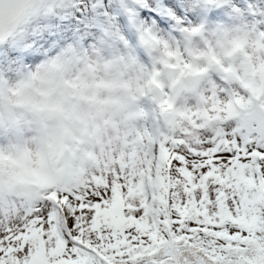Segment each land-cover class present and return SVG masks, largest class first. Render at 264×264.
I'll list each match as a JSON object with an SVG mask.
<instances>
[{"label": "clouds", "instance_id": "obj_1", "mask_svg": "<svg viewBox=\"0 0 264 264\" xmlns=\"http://www.w3.org/2000/svg\"><path fill=\"white\" fill-rule=\"evenodd\" d=\"M65 0H0V47L23 44L47 29ZM195 46L203 55L193 59L185 46L153 38V62L171 50L172 63L162 83L178 106L202 108L209 82L229 89L232 106L220 115L257 136L264 135V49L254 43L264 35V21L235 17L231 22L201 29ZM36 51H39L38 49ZM144 66L126 51L106 52L102 44L78 41L55 44L35 62L9 70L0 64V199L35 196L51 187L72 186L87 177L107 154L104 148L114 126L127 128L141 104L137 76ZM225 69H232L226 72ZM254 72V74H253ZM255 92L243 90L240 80ZM243 96L236 103L235 96ZM165 264H202L199 249L174 242L165 248ZM230 264H264V233L259 227Z\"/></svg>", "mask_w": 264, "mask_h": 264}, {"label": "snow or ice", "instance_id": "obj_2", "mask_svg": "<svg viewBox=\"0 0 264 264\" xmlns=\"http://www.w3.org/2000/svg\"><path fill=\"white\" fill-rule=\"evenodd\" d=\"M169 6L175 0L149 5ZM163 132L133 137L72 186L0 199V264H32L41 246L48 264H165L174 242L199 249L202 264H230L257 232L251 215L264 233V204L250 211L256 189L244 182L264 181V135L221 115Z\"/></svg>", "mask_w": 264, "mask_h": 264}, {"label": "rangeland", "instance_id": "obj_3", "mask_svg": "<svg viewBox=\"0 0 264 264\" xmlns=\"http://www.w3.org/2000/svg\"><path fill=\"white\" fill-rule=\"evenodd\" d=\"M129 1L132 5L128 4ZM65 2L66 7L61 13L46 21L47 29L26 41L32 51L23 44L0 47V64L12 70L17 65L35 62L40 58V53L50 46L72 41H78L85 47L102 44L106 52L126 51L147 64L137 76L135 89L137 97L147 103L140 105L132 125L127 128L114 126L104 148L107 153L131 142L133 137L140 139L152 138L157 133L162 135L164 128L172 122L179 124L193 117L200 119L201 116L215 118L228 112L232 106L231 101L224 99L230 90L221 91L213 82H209L202 95V108L191 105L179 107L178 101L164 88L161 79L166 70L179 66L171 62L175 53L167 50L158 61L153 62V38L173 45L182 44L189 57L199 59L203 53L195 43L203 47V41L193 28L208 29L220 22H231L241 15L246 20L264 21V0H175L176 7L169 6V10L163 13L149 7L155 0ZM261 32L264 33V29ZM254 47L264 49V35L257 38ZM240 86L243 90L255 92L251 82L241 79ZM234 99L240 103L243 96L238 95ZM244 182L249 189H256L249 203L253 206L250 211L259 213L260 209L255 205L264 204V181L258 185L244 178ZM250 219L253 227L259 225V215L253 214ZM32 264H48V253L42 246L33 256Z\"/></svg>", "mask_w": 264, "mask_h": 264}, {"label": "trees", "instance_id": "obj_4", "mask_svg": "<svg viewBox=\"0 0 264 264\" xmlns=\"http://www.w3.org/2000/svg\"><path fill=\"white\" fill-rule=\"evenodd\" d=\"M254 194V193H253ZM248 223L250 224V226H252L253 227V222L251 221V219L249 218V220H248ZM259 227V225H256L255 224V227H253V228H255V229H257ZM253 237H254V233H253ZM253 237H252V239H253Z\"/></svg>", "mask_w": 264, "mask_h": 264}]
</instances>
